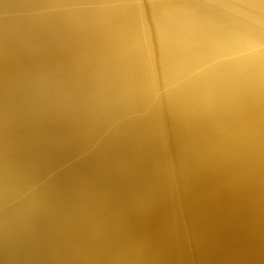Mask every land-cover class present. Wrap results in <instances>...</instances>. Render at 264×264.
<instances>
[{
    "label": "bare ground",
    "instance_id": "bare-ground-1",
    "mask_svg": "<svg viewBox=\"0 0 264 264\" xmlns=\"http://www.w3.org/2000/svg\"><path fill=\"white\" fill-rule=\"evenodd\" d=\"M0 264H264V0H0Z\"/></svg>",
    "mask_w": 264,
    "mask_h": 264
},
{
    "label": "clouds",
    "instance_id": "clouds-1",
    "mask_svg": "<svg viewBox=\"0 0 264 264\" xmlns=\"http://www.w3.org/2000/svg\"><path fill=\"white\" fill-rule=\"evenodd\" d=\"M170 15L175 18V23L178 29V33L185 31L190 26L189 21L184 16V14L179 12V13H171Z\"/></svg>",
    "mask_w": 264,
    "mask_h": 264
}]
</instances>
